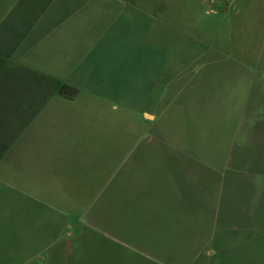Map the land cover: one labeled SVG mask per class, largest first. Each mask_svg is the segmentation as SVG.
I'll return each mask as SVG.
<instances>
[{"label":"rangeland","instance_id":"rangeland-1","mask_svg":"<svg viewBox=\"0 0 264 264\" xmlns=\"http://www.w3.org/2000/svg\"><path fill=\"white\" fill-rule=\"evenodd\" d=\"M150 2L156 13L157 45L166 47V52L157 50L154 95L141 89L140 99L135 100L140 101L132 104L126 103L133 101L132 91L126 94L122 90L98 105L86 102V92L98 90L81 89L69 114L57 106L53 120L45 122L41 142L51 152L29 154V170L26 174L18 171L20 178L37 180L40 185L20 187L34 191L31 195L44 204L35 207L31 198L21 199L14 191L11 200L15 201V212L8 218L0 217V225L8 227V233H0V247L5 242L20 247L29 240L31 233H21L26 228L21 225L31 224L37 212L45 227L56 229L54 233L45 230L44 251L30 255L31 250L15 253L14 249L7 264H183L186 257L190 264H258L254 256L262 247L259 243L246 249L212 250L200 242L183 250L169 239L173 244L166 249H135L117 241L116 234L109 231L117 220V213L108 211L112 198L125 195L130 184L138 186L144 179L131 167L136 153L130 150L138 146L180 144L193 148L195 152L190 154L204 165L201 187H209L210 176L214 186L217 182L211 208V220L217 228L231 224V205L237 206L250 188L246 183L249 177L244 170L234 169L231 158L237 153L238 159L244 160L251 153L234 152L237 149L232 142L245 140L244 120L258 112L254 104L264 96V0ZM142 3L146 5L144 0ZM160 94L166 102L161 107L166 110L160 120L149 121L150 114L142 111ZM160 166L155 163L147 172L164 173ZM207 166L214 168L213 173ZM195 207L198 215V202ZM190 223L193 231L198 229V218ZM230 256H235V263H228Z\"/></svg>","mask_w":264,"mask_h":264},{"label":"crops","instance_id":"crops-1","mask_svg":"<svg viewBox=\"0 0 264 264\" xmlns=\"http://www.w3.org/2000/svg\"><path fill=\"white\" fill-rule=\"evenodd\" d=\"M144 2L146 5L141 0H0L1 218L15 212V201L11 200L14 191L21 194V199L31 198L35 207L44 204L31 195L34 191L20 187L40 185L37 180L20 178L18 171L26 174L29 170V154L51 152L50 147L46 150L43 146L44 125L53 120L58 105L69 114L81 89L98 90L86 92L89 97L86 102L98 105L105 104L110 94L120 95L122 90L126 94L132 91L133 101H126L132 104L140 101L135 100L140 99L141 89L151 90L154 95L156 55L158 51L166 52V47L157 45L153 2ZM61 84L77 88L78 94L72 98L60 95ZM163 98L160 94L150 105L144 103L142 114H150L149 121L156 122L164 114ZM261 99L254 104L258 112L244 120L245 140L232 142L237 149L234 152L251 153L244 160L235 153L231 162L234 169L245 171L249 177L246 183L254 192L249 188L237 206L231 205L235 209L228 211L231 224L214 226L211 208L217 182L214 186V177L209 174V187H201L204 165L190 154L195 152L191 146L144 145L130 150L136 153L131 167L136 176L142 174L143 181L138 186L130 184L129 192L112 198L110 210L108 206V211L117 213L115 224L109 228L116 234V240L135 249H166L172 243L169 239L183 250L195 248L200 242L212 250L246 249L259 243L262 247L254 258L263 264L264 96ZM168 138L172 143L171 136ZM155 163L163 166L164 173L147 172ZM207 168L213 173V167ZM148 176L153 177L148 180ZM197 202L198 215L194 211ZM32 218L31 224L21 225L26 226L21 233H31V238L20 247L15 242H5L0 247V264H7L14 249L15 253L31 250V254L27 253L30 255L44 251L45 230L54 233L56 228L45 227L39 212ZM104 218L101 213V220ZM192 218L199 219V227L194 231L188 226ZM7 230L6 225H0V233H8ZM234 258L228 257V263H235ZM190 260L186 257L182 262L190 264Z\"/></svg>","mask_w":264,"mask_h":264},{"label":"trees","instance_id":"trees-1","mask_svg":"<svg viewBox=\"0 0 264 264\" xmlns=\"http://www.w3.org/2000/svg\"><path fill=\"white\" fill-rule=\"evenodd\" d=\"M78 89L74 88L67 84H61L60 88L58 89V92L60 95H63L65 97H75L78 94Z\"/></svg>","mask_w":264,"mask_h":264}]
</instances>
